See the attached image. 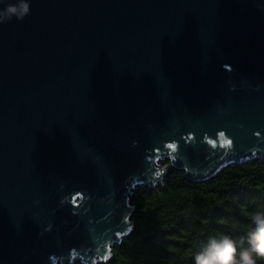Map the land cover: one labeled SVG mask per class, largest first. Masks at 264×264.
<instances>
[{"label":"water","instance_id":"95a60500","mask_svg":"<svg viewBox=\"0 0 264 264\" xmlns=\"http://www.w3.org/2000/svg\"><path fill=\"white\" fill-rule=\"evenodd\" d=\"M29 3L0 21V264L106 261L139 186L264 160V0Z\"/></svg>","mask_w":264,"mask_h":264},{"label":"trees","instance_id":"16d2710c","mask_svg":"<svg viewBox=\"0 0 264 264\" xmlns=\"http://www.w3.org/2000/svg\"><path fill=\"white\" fill-rule=\"evenodd\" d=\"M131 203L133 229L113 246L111 257L96 264H194L193 253L211 236L243 237L246 210L264 209V160L229 164L203 181L172 167L161 182L135 189Z\"/></svg>","mask_w":264,"mask_h":264},{"label":"clouds","instance_id":"9594fccd","mask_svg":"<svg viewBox=\"0 0 264 264\" xmlns=\"http://www.w3.org/2000/svg\"><path fill=\"white\" fill-rule=\"evenodd\" d=\"M29 10V0H18L0 11V21L12 15L22 18ZM246 214L249 228L243 237L223 232L211 236L204 247L193 253L194 264H261L264 261V209L246 210Z\"/></svg>","mask_w":264,"mask_h":264},{"label":"rangeland","instance_id":"374dc122","mask_svg":"<svg viewBox=\"0 0 264 264\" xmlns=\"http://www.w3.org/2000/svg\"><path fill=\"white\" fill-rule=\"evenodd\" d=\"M167 160H170V158H167V157H163V158H160L159 159V166L162 167L166 164Z\"/></svg>","mask_w":264,"mask_h":264}]
</instances>
